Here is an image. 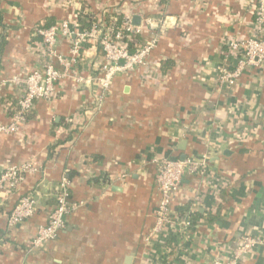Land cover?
I'll return each mask as SVG.
<instances>
[{"label": "crops", "instance_id": "crops-1", "mask_svg": "<svg viewBox=\"0 0 264 264\" xmlns=\"http://www.w3.org/2000/svg\"><path fill=\"white\" fill-rule=\"evenodd\" d=\"M81 12L106 23L115 16L164 22L139 37L142 43L158 35L147 64L115 76L108 92L62 80L15 132L0 133V172L26 163L39 172L1 201L0 264L231 259L242 236L264 230V73L244 72L229 92L215 83L225 42L255 33L245 0H0V125L10 123L7 104L14 107L21 95L12 79L39 65L35 28L74 23ZM67 50L59 38L57 51ZM101 54L85 45L82 76L96 74ZM187 157H206L209 170L184 175L171 203L192 225L184 229L179 220L151 236L159 199L154 160ZM62 180L81 206L55 240L30 250ZM29 194L37 199L35 214L8 228V213ZM238 264H264V245Z\"/></svg>", "mask_w": 264, "mask_h": 264}, {"label": "built area", "instance_id": "built-area-1", "mask_svg": "<svg viewBox=\"0 0 264 264\" xmlns=\"http://www.w3.org/2000/svg\"><path fill=\"white\" fill-rule=\"evenodd\" d=\"M247 10L252 14L255 33L246 39L231 38L225 42L226 52L216 69L215 83L225 92L231 91L240 76L249 70H260L264 73V0H245ZM90 16H92L90 14ZM83 20L88 24L82 28L79 18L72 23L68 20L58 24L35 28L42 51L39 65L24 78H13V85L21 90L16 105L7 109L14 112L8 125H0V133L11 134L18 126L26 121L35 101H49L55 94L56 84L69 80L75 86L95 84L102 95L110 89L115 76L120 73L143 67L147 64L150 53L154 49L158 35L151 36L140 43V35L144 28L155 31L160 23L146 18L138 26L132 24L130 17L118 19L111 17L92 16ZM107 18V17H106ZM162 27V26H161ZM62 38L67 44V53L57 51V40ZM90 43L100 50L102 59L98 63L97 72L91 76H82L78 67L82 63V53L86 44ZM12 108V109H11ZM156 169L155 186L159 199L155 208V222L151 236L159 235L166 225L180 220L182 228L192 225L188 217L174 215L171 203L180 189L184 175L204 176L208 170L207 158L183 160L162 158L154 160ZM39 173L30 164L11 165L0 172V206L1 201L10 196L17 185L28 174ZM54 206L49 213L46 223L37 228L35 236L28 243L30 250H36L55 240L64 228L65 218L76 211L81 203L71 201L69 185L62 180L54 195ZM35 195L21 196L7 215V227L12 228L31 218L36 211ZM178 217H183L182 219ZM264 228V227H263ZM264 245V230L255 236L244 235L239 245L234 248L231 259L217 257L213 264H238L245 255Z\"/></svg>", "mask_w": 264, "mask_h": 264}, {"label": "trees", "instance_id": "trees-1", "mask_svg": "<svg viewBox=\"0 0 264 264\" xmlns=\"http://www.w3.org/2000/svg\"><path fill=\"white\" fill-rule=\"evenodd\" d=\"M84 12V11H83ZM85 13H80V15H79V23L81 24V27L82 28H87L88 27V24H85L84 22H83V20L81 19V18H84L85 17V15H84ZM60 21H62V20H60Z\"/></svg>", "mask_w": 264, "mask_h": 264}, {"label": "water", "instance_id": "water-1", "mask_svg": "<svg viewBox=\"0 0 264 264\" xmlns=\"http://www.w3.org/2000/svg\"><path fill=\"white\" fill-rule=\"evenodd\" d=\"M132 24L135 25V26H138L139 25V20H138L137 17H133L132 18ZM181 160H183V159H181Z\"/></svg>", "mask_w": 264, "mask_h": 264}]
</instances>
